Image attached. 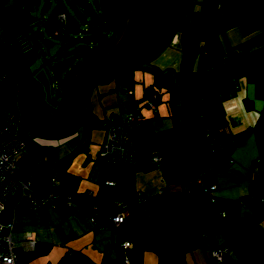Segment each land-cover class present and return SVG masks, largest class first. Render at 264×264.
Here are the masks:
<instances>
[{
    "label": "crops",
    "instance_id": "crops-1",
    "mask_svg": "<svg viewBox=\"0 0 264 264\" xmlns=\"http://www.w3.org/2000/svg\"><path fill=\"white\" fill-rule=\"evenodd\" d=\"M243 2L250 9L259 8L257 0ZM222 26L208 42L206 52L212 63L200 76L201 112L217 139L215 146L205 136L201 115H196L201 133L194 124L195 115L187 120L185 93L179 76L170 71L167 78L178 80L177 90L172 95L167 91L170 98L166 101L160 92L158 103L150 109L140 101L150 83L144 74L137 78L132 74L144 88L120 74L101 90L93 93V88L88 98V113L94 121L125 117L140 107L142 120L136 129L139 167L105 163L100 156L105 130L91 126L89 120L60 138L24 132L21 176L32 179L41 194L78 195L79 209L61 204L44 211L20 207L15 235L30 236L35 246L19 245L16 264H123L120 243L124 240L131 244L130 264H264V27L245 34L234 16ZM126 86L132 95L124 90ZM158 154L163 160L155 163L153 157ZM197 178H202L204 186H216V202L210 209L216 215L224 214L225 227L214 239L206 236L202 207L196 204ZM162 191L166 192L164 200L154 205L162 216L153 213L131 237L129 233L138 229L132 211L121 224L107 222L102 228L86 213L95 206L99 214L110 216L118 211L119 203L134 202L137 193L153 197ZM172 212H178V218L170 217L167 242L162 243L156 234L165 224L163 215ZM197 217L199 226L194 224ZM185 234L188 249L182 254ZM217 245L229 247V253L214 261L211 249Z\"/></svg>",
    "mask_w": 264,
    "mask_h": 264
},
{
    "label": "rangeland",
    "instance_id": "rangeland-1",
    "mask_svg": "<svg viewBox=\"0 0 264 264\" xmlns=\"http://www.w3.org/2000/svg\"><path fill=\"white\" fill-rule=\"evenodd\" d=\"M32 4L34 5L33 18L30 17V23L25 29L31 49L26 51L23 56L30 57L29 70L33 74V79L44 95L48 110L56 113L58 108L55 109L57 104L54 105V102L57 101L56 98L64 95L68 77L73 74L77 61L82 59L81 47L108 48L115 33L117 32L116 37L118 38L123 32L135 0H39ZM4 5L6 7L3 12L4 19L11 25L13 18L28 15L30 4L19 0H5ZM130 5L133 7L129 9ZM198 7H200V0H193L190 9L197 10ZM55 9L63 10L67 14L66 19H60L57 16L59 22L62 23L61 28H55L46 23ZM187 15L188 13L180 28L186 26V20L189 17ZM230 17L232 15L227 16L228 19ZM3 28L0 21V35ZM57 31H59L58 34ZM179 36V33L176 34V38L144 68L136 69L133 72H124L120 77L133 78L132 74H134L137 78L138 75L144 74L145 82L151 83L154 81L156 73L165 74L170 71L173 75L179 76L183 56V44L181 38L178 40ZM133 79L136 81L135 85L144 88L143 82L137 83L138 80ZM177 81L176 79V83H178ZM105 85L107 83L96 85L93 93L98 89L101 90ZM162 97L163 101L170 98L166 89L163 90ZM162 104L163 102L160 105ZM146 108L150 109V107ZM194 124L198 132L201 133L202 126L196 115ZM21 127L22 133L27 131L23 124ZM188 212L189 209H187ZM171 217L177 219L178 212H172ZM198 218L195 219L196 226L200 224ZM191 227L194 230L192 225ZM195 232L199 237L200 231ZM212 251L213 249H211V254Z\"/></svg>",
    "mask_w": 264,
    "mask_h": 264
},
{
    "label": "built area",
    "instance_id": "built-area-1",
    "mask_svg": "<svg viewBox=\"0 0 264 264\" xmlns=\"http://www.w3.org/2000/svg\"><path fill=\"white\" fill-rule=\"evenodd\" d=\"M32 8V5L28 7L30 15L33 11ZM58 18L66 19L67 15L61 12ZM7 46L21 53L31 49L27 37L22 33H16L11 37L1 36L0 48L7 49ZM7 74V72L0 70V95L8 79ZM155 98L156 96L149 100L152 107H154ZM138 111V107H134L131 113L125 117L113 116L100 120L99 126L105 130L106 134L100 151L101 159L105 163L139 167L136 161V129L140 123ZM201 118L205 121V136L215 146L217 139L211 134L209 123L203 113ZM21 126L20 116L6 106L0 96V264H16L17 249L22 243L27 249H33L35 246V241L30 236L18 237L15 235V220L20 207L44 211L51 206L61 204L70 209H79L78 195L62 194L55 191L41 194L36 191L32 179L21 176L19 159L26 146ZM162 160L163 157L159 154L153 157L155 163H160ZM202 181V178L196 180L198 191L203 192L206 199L215 203L214 191L216 186H204ZM107 184L114 185V182L108 181ZM161 193L165 194L164 191ZM141 203H146V199L137 193L135 203H119L118 211L113 215L103 216L99 214V210L95 206L87 210L86 213L97 228H102L107 222L117 226L124 221L125 215L131 210L132 205ZM120 248L123 256L122 263L130 264L131 244L129 240L122 241ZM228 253L229 247L223 245L213 248L212 257L214 261H219Z\"/></svg>",
    "mask_w": 264,
    "mask_h": 264
},
{
    "label": "trees",
    "instance_id": "trees-1",
    "mask_svg": "<svg viewBox=\"0 0 264 264\" xmlns=\"http://www.w3.org/2000/svg\"><path fill=\"white\" fill-rule=\"evenodd\" d=\"M4 1L0 5V21L2 22V25L4 27L0 37H11L16 33H22L26 36L25 29L30 23L29 12L28 15H25L23 17L13 18L11 25H9L3 16V12L6 10ZM19 1L32 5L33 2H37L39 0ZM257 2L259 4V8L250 9L243 2V0H200V7H198L199 9L197 8V10H189L187 15L189 17L186 20V26L181 31L183 56L181 70L179 72V84L181 86V89H183L185 93L183 108L188 121L192 116L202 114L201 110L203 107L204 97L202 96L200 76L203 69L210 63H212V59L207 56L206 52L208 50L209 40L224 29V27L222 26V22L227 18L228 15H232L235 17L237 24L242 27L245 34H250L264 27V0H257ZM60 11V9H55V11L46 21L47 25L50 24L55 28L62 27V23H60L57 19L58 13H60ZM32 14L33 12L31 13V15ZM110 47L111 45H109L108 48L82 46V59L77 61L73 73L85 71L97 64L103 58ZM6 48L11 53L15 54L26 66L25 62L30 57L25 58L23 56L24 53H21L12 47L7 46ZM26 67L29 68L28 66ZM7 75L8 79L0 96L4 104L13 109L19 115L17 108L16 83L12 76H10L9 74ZM168 75L169 73H156L154 81L149 83V85L145 87L144 96L140 99V101H143L144 104L152 107L149 104V100L156 96V98L154 99L155 107L159 101L160 92H162L164 89H166V91L170 92L172 95L174 91L177 90L178 85L175 81L168 79ZM124 90L129 93V95H132V90L129 86L124 87ZM137 102L138 101L136 100L135 104ZM138 110V115L140 116L141 122L142 116L140 115L139 106ZM87 117L91 126H99L100 121H94L92 115H90L89 113ZM203 123H205V121H203ZM197 193L198 203L196 202V204L202 207V210L200 211H202L204 215L206 236L214 239V235L221 232L225 227L224 214H214L210 209V205L213 204L211 200L206 199L203 192ZM140 194L143 195L144 199H146V203L135 204L131 206L130 211H132V214L134 215V224L138 229H133L129 233V237L141 231V228L144 227V225L152 219L153 213H156L158 216H162L161 212L158 209L154 208V205L157 201L164 200L166 192L165 194H162L160 192L158 195H155L153 197H148L141 192ZM133 203H135V201L131 204ZM163 217L165 218V224L163 228L156 234V239L162 243H166L168 238L171 213H165ZM188 240L189 237L187 236V234H185L180 247V251L182 254L188 249ZM220 246L223 245H217L214 248Z\"/></svg>",
    "mask_w": 264,
    "mask_h": 264
},
{
    "label": "water",
    "instance_id": "water-1",
    "mask_svg": "<svg viewBox=\"0 0 264 264\" xmlns=\"http://www.w3.org/2000/svg\"><path fill=\"white\" fill-rule=\"evenodd\" d=\"M3 1L0 0V5ZM192 1L136 0L123 32L103 58L70 77L56 113L48 110L29 69L15 54L0 48V70L15 80L17 108L23 126L42 137L60 138L87 123L88 98L93 87L124 72L144 68L176 38Z\"/></svg>",
    "mask_w": 264,
    "mask_h": 264
},
{
    "label": "flooded vegetation",
    "instance_id": "flooded-vegetation-1",
    "mask_svg": "<svg viewBox=\"0 0 264 264\" xmlns=\"http://www.w3.org/2000/svg\"><path fill=\"white\" fill-rule=\"evenodd\" d=\"M37 2H39V1H37ZM135 2H136V0H135ZM32 9H33V11H34V5L32 4ZM133 6L132 5H130V7H129V9L130 8H132ZM33 11H31V13L33 12ZM63 10H61L60 12H62ZM132 11V10H131ZM64 12V11H63ZM185 27V26H184ZM184 27H181L178 31H177V34L179 33L180 34V37H181V34H182V29L184 28ZM115 40H117V37H116V33H115V35H114V38H113V40H112V42L110 43V45H113V43L115 42ZM26 58V57H25ZM25 64H26V66H30V64H31V60L30 59H27L26 60V62H25ZM29 69V68H28ZM30 71V70H29ZM32 77H33V74H32Z\"/></svg>",
    "mask_w": 264,
    "mask_h": 264
},
{
    "label": "clouds",
    "instance_id": "clouds-1",
    "mask_svg": "<svg viewBox=\"0 0 264 264\" xmlns=\"http://www.w3.org/2000/svg\"><path fill=\"white\" fill-rule=\"evenodd\" d=\"M29 6H30V5H29ZM29 6H28V7H29ZM62 12H63V11H62ZM60 13H61V12H60ZM64 13H65V12H64ZM65 14H66V13H65ZM66 15H67V14H66ZM29 17L33 18L32 15H30V14H29ZM58 32H59V31H58ZM57 34H58V33H57ZM20 119H21V118H20Z\"/></svg>",
    "mask_w": 264,
    "mask_h": 264
}]
</instances>
